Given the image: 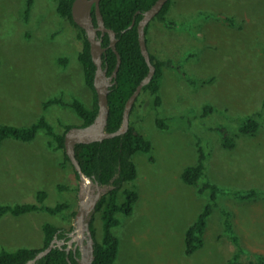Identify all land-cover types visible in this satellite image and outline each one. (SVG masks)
Here are the masks:
<instances>
[{
	"label": "rangeland",
	"instance_id": "obj_1",
	"mask_svg": "<svg viewBox=\"0 0 264 264\" xmlns=\"http://www.w3.org/2000/svg\"><path fill=\"white\" fill-rule=\"evenodd\" d=\"M26 4L0 0V125L26 126L45 115L62 133L65 125L79 126L82 120L69 106L54 105L44 112V101L58 97L69 103L74 97L88 109L93 105L78 61L79 31L59 16L56 1L34 0L27 20ZM167 19L174 28L152 21L146 36L149 51L160 60H171L173 67L163 68L160 106L149 92L141 93L130 117L150 141L151 151L133 156L137 178L127 188L138 193V200L131 215H118L120 224L112 229L119 240L113 264H225L236 247L225 233L221 209L231 213L245 249L241 263L257 264L255 254L264 255V196L238 201L219 195L201 248L186 255L185 231L209 194L186 185L181 174L197 163L202 149L207 156L202 181L230 192L264 191V0H172ZM63 58L66 64L59 62ZM207 105L213 111L204 114ZM244 116L260 121L256 134H239ZM157 119L166 127H158ZM220 128L228 129L235 147L223 145ZM49 142L39 130L31 142L9 138L1 143L0 204L35 202L37 191L45 190V205L66 202L69 208L56 215H4L0 250L42 247L45 222L67 231L74 227L73 213L87 187L71 162L62 165L63 150ZM59 185L67 190L59 191ZM109 189L100 185V196ZM96 194L92 185L90 196ZM123 201L120 194L118 202ZM94 216L100 240V215Z\"/></svg>",
	"mask_w": 264,
	"mask_h": 264
},
{
	"label": "trees",
	"instance_id": "obj_2",
	"mask_svg": "<svg viewBox=\"0 0 264 264\" xmlns=\"http://www.w3.org/2000/svg\"><path fill=\"white\" fill-rule=\"evenodd\" d=\"M54 1H56V9L59 16L75 26L79 31L77 39L81 42L82 46L78 53V61L82 66L84 82L93 93V105L91 109H88L77 98L73 97L71 101L67 103L62 100V98L52 97L42 103V109L46 112L54 105L69 106L82 120V124L79 126H85L93 122L98 111L97 97L94 90L96 66L92 60L90 43L85 31L77 26L72 19L71 10L74 0ZM155 2L156 0H100V12L103 16L104 25L116 33V49L121 59L116 82L109 88V112L105 127L106 132H114L121 126L127 100L149 72V67L140 49L138 23L142 18L143 12L149 9ZM33 4L34 0H27L24 11L25 20L29 18ZM171 4L172 0H168L152 21H158L166 28H174L175 23L167 19ZM92 16L94 25L96 26L97 21L94 6L92 7ZM227 21L230 23L232 22L231 19H227ZM150 23L145 28V36H147ZM97 35L98 38L101 39L102 47L105 49L102 54V66L107 69V75L109 76L117 65V54L110 47L108 33L102 35L101 32L98 31ZM150 58L155 67V72L148 84L143 86L140 94L149 92L154 97L155 104L160 106L161 98L159 92L163 78V68L173 67V63L169 59L160 60L151 52ZM59 62L66 64L67 59H60ZM177 70L180 71L179 68H177ZM139 96L132 106L130 117L136 108ZM212 111L213 108L211 106L207 105L203 108L204 114H208ZM156 124L160 128L166 127L161 119H157ZM73 126L74 125H65L64 131L58 133L45 115H41L34 123L26 126L1 124L0 145L5 139L9 138L22 142H31L35 139L38 131L43 130L46 136L50 138L49 144L53 146L55 150H63L64 161L62 165H65L67 162L70 163V160L65 153L64 135L66 131ZM260 126L261 123L259 120L252 116H244L240 118L238 132L240 135L251 136L259 131ZM220 132V139L223 145L227 148L235 147V139L228 129L224 130L220 128ZM150 151V141L130 123V118L129 128L126 133L102 141L77 144L75 146V156L82 171L99 185L110 186L108 192L98 200L94 212L100 215L102 226L100 240H98L96 236L94 214L89 221V229L94 240L92 264H113L116 260L119 252V240L112 229L120 224L118 215H131L134 205L138 200V193L134 189L127 188V185L131 184L137 178V167L134 163L133 156L137 152L148 154ZM206 157L204 151L199 149L197 163L185 167L181 174V179L186 185L198 187L200 194L204 192H208L209 194V200L202 211L185 231L184 245L186 255H192L201 248L208 218L214 209L219 207L217 199L219 195L227 194L238 201L252 200L259 195L264 196V191L259 192L255 189H247L230 192L223 190L221 187L209 181H202L205 174ZM76 174L78 176L77 172ZM57 188L59 191L67 190V187L62 185L57 186ZM120 194L124 197L122 203L118 202ZM46 198L47 192L45 190H39L36 193L35 202L16 203L12 205L0 204V218L6 214L21 216L35 211H43L56 215L69 208V204L66 202H61L54 206L45 205L44 201ZM221 213L224 216L225 233L236 247V251L225 264H242L240 255L245 252V249L241 246L240 239L234 231L231 213L225 209H221ZM73 214L75 215L76 212ZM69 231L53 223L45 222L42 224V247H20L15 250L1 249L0 264H26L28 260L34 258L40 250L49 246L55 236L60 240H67V232ZM65 246L66 245L62 247L56 246L34 264H78L77 258L79 257V252L77 251L74 253L70 251L67 253ZM254 257L256 258L257 264H264V255L255 254Z\"/></svg>",
	"mask_w": 264,
	"mask_h": 264
},
{
	"label": "water",
	"instance_id": "obj_3",
	"mask_svg": "<svg viewBox=\"0 0 264 264\" xmlns=\"http://www.w3.org/2000/svg\"><path fill=\"white\" fill-rule=\"evenodd\" d=\"M168 0H156V2L145 12L138 23V34L140 49L145 61L149 67L146 77L138 84L135 91L129 97L125 104L123 120L121 126L114 132H106L105 127L108 119V93L109 88L116 82V76L121 62L120 56L116 49V33L104 25L103 16L100 12V0H74L72 4V19L74 23L82 28L90 43V52L92 60L96 66L94 77V90L97 97L98 111L93 122L85 126H73L68 129L64 135L65 153L72 163L75 171L80 176L84 186L87 187L86 196L80 201L79 208L76 212L74 227L69 232V239H58L56 236L50 242L49 246L40 250L34 258L28 260L26 264H34L38 259L48 254L56 246H65L67 253L73 251L79 252L77 258L78 264H92L93 261V244L94 240L89 229V221L95 212L96 204L100 199L99 184L87 176L76 159L75 146L77 144H88L126 133L129 128V118L132 106L139 96L144 85L152 79L155 67L151 62L150 52L146 44L145 28L160 12ZM95 8V17L97 25H94L92 16V7ZM134 23V22H133ZM132 23V25H133ZM131 25V26H132ZM130 26V27H131ZM98 31L103 35L108 33L110 38V47L117 54V65L111 75H107V69L102 66V54L104 48L101 45V39L98 38ZM92 185L96 186L97 194L88 196L89 189Z\"/></svg>",
	"mask_w": 264,
	"mask_h": 264
},
{
	"label": "flooded vegetation",
	"instance_id": "obj_4",
	"mask_svg": "<svg viewBox=\"0 0 264 264\" xmlns=\"http://www.w3.org/2000/svg\"><path fill=\"white\" fill-rule=\"evenodd\" d=\"M72 228H73V227H72ZM71 230H72V229H71ZM71 230H70V231H71ZM70 231H69V232H70ZM69 232H67V240L70 238V237H69Z\"/></svg>",
	"mask_w": 264,
	"mask_h": 264
},
{
	"label": "bare ground",
	"instance_id": "obj_5",
	"mask_svg": "<svg viewBox=\"0 0 264 264\" xmlns=\"http://www.w3.org/2000/svg\"><path fill=\"white\" fill-rule=\"evenodd\" d=\"M87 190H88V189H87ZM87 190H86V191H87ZM85 196H86V192H85ZM88 196L90 197V189H89V194H88ZM84 198H85V197H84Z\"/></svg>",
	"mask_w": 264,
	"mask_h": 264
},
{
	"label": "crops",
	"instance_id": "obj_6",
	"mask_svg": "<svg viewBox=\"0 0 264 264\" xmlns=\"http://www.w3.org/2000/svg\"><path fill=\"white\" fill-rule=\"evenodd\" d=\"M33 177V176H32ZM39 176H34L35 179H37ZM35 182V181H34Z\"/></svg>",
	"mask_w": 264,
	"mask_h": 264
}]
</instances>
